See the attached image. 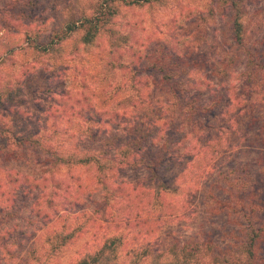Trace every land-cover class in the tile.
Wrapping results in <instances>:
<instances>
[{
    "label": "rangeland",
    "instance_id": "374dc122",
    "mask_svg": "<svg viewBox=\"0 0 264 264\" xmlns=\"http://www.w3.org/2000/svg\"><path fill=\"white\" fill-rule=\"evenodd\" d=\"M99 1L79 0L80 5L72 2L71 8L66 9L63 6L66 1L61 0L63 5L58 7L54 17L47 24H37L28 33L27 27L20 24L12 25L7 31L0 32V42L14 46L12 54L1 59L3 51L0 44V90L10 83L22 82L25 85L22 91L24 95L17 99L19 102L24 101L25 98V102L14 105L12 112L9 111V107L0 109V116L16 115L23 124L18 126V129H14L15 131L37 134L42 130L39 135L46 138L44 145L58 149L60 157L79 159L88 154L90 157H101L103 164L107 165L109 162L118 163L112 162L110 152L114 151H109V147L117 148L129 140L128 135L124 133L125 128L119 125L125 120L114 118L117 125H103L100 136L98 135L96 140L89 141L78 127L81 124V129L87 130L91 127L90 124L84 123L78 117L73 123L60 121L55 123L54 111L64 90L78 93L77 100L80 102L78 107L83 105L96 107L92 103L100 104L101 96L106 95L104 90L107 88L115 90L118 85H128L131 74L124 70L109 72L110 80L104 79L109 69L103 62L115 55V50L112 49L114 55L110 56V35L99 37L93 44L87 46L76 43L74 38L69 39L58 48V51H49L46 54L37 52L32 46L39 43L46 45L56 28L62 27L84 13L91 14V9ZM238 1L249 40L263 38L264 0ZM120 8L121 15L112 22L114 26L112 29L121 36L120 38L138 35L145 45L152 47L157 41L165 40L170 31H177L182 27L181 34L188 40H191L193 34L198 33L200 46L196 47L197 43H193L194 58L200 61V68L204 67L205 70H198L193 73V77L199 80L208 78L217 85L212 92L206 91L200 96L201 102L215 99V113L207 118L213 129L208 133L213 134L215 129L224 131L228 128L230 136L226 138L230 143L225 145L227 152L219 159H214L210 167L199 178L194 179L193 188L190 189L191 183L185 184L186 176H183L177 185L176 177L187 161L188 153L182 151L192 138L189 137L181 145L177 144L178 139L186 132V127L180 130L183 126L182 121L179 120L181 118L175 119L167 130L160 134V138L156 136V144L146 151L153 157L156 155L157 147L164 145V149L174 151L177 156L169 159L165 157L168 154L164 150L163 158L168 159L157 166L156 173L142 166L130 168L120 164L115 165V168L109 172L108 186L112 183L115 187L122 183L128 187L138 188L150 199H155L156 194L161 193L177 204L182 202L185 204V210L179 219L167 220L156 232V236L150 239L153 245L158 243L160 250L170 246L173 236L182 240L199 236L200 241L212 242L214 247H219L224 252L232 246L244 247L243 240L246 236L241 231L248 217L241 212V207L236 206L238 202L235 196L240 199L242 183H245L248 192L260 193V198L256 202L263 204L257 203L255 209L258 213L257 219H264V212H261L264 211V175L260 174V170L264 168V147L259 142L258 133L264 123V105L262 100H259L253 110L240 114L239 109L234 110L235 102L230 108L231 112L222 115L229 104L227 96L230 95L234 101L237 96L240 97L245 80L242 76L244 67L241 62L231 65L228 75L214 74L216 68H220V62L225 61L229 54L228 49L233 43L231 40L233 13L230 7H217V4L210 0H163L161 3L142 8L125 5H120ZM191 22L195 24L190 25ZM124 54L129 58L132 52L131 55L129 52ZM127 61L125 62L129 63L132 59ZM155 76L150 80V87L154 84ZM86 81L88 89L84 91L83 84ZM151 88H144L142 95H152ZM54 89L58 93L51 92ZM227 90H229L228 94ZM82 91L84 92L81 94ZM102 114L99 112L97 116ZM6 123L8 126L12 123L9 116L2 121V125ZM162 124L163 122H158V130L161 129ZM97 127L93 125L92 128ZM106 129L112 136H116L112 144H106L103 153L98 154L95 148L102 145L100 142ZM56 130L58 133L55 134ZM262 134L264 135V131ZM54 135L53 141L47 139ZM21 153L25 156L21 161L9 162L0 159V182H7L6 171L10 170L18 175L37 179L38 182H34L32 192L26 193L22 191V185L11 186L15 190L13 191L15 201L3 204L2 209L5 208L7 213H13L12 218H9L3 228L5 232L10 231L7 239L14 243L10 245L14 258L3 252L4 258L0 264H24L22 261L30 250H35L38 257L43 256L40 258L41 263L76 264L85 254L94 253L99 249L110 236L122 238L131 248L142 245L138 243L139 240L134 241V231L127 223L107 221L108 215L103 208L104 193L107 189L105 190L106 185L104 187L98 183L97 167L94 164L68 165L59 161L53 169L47 162L50 157L45 153L32 152L28 156ZM122 156L123 154L121 157L118 156L117 161L122 160ZM68 188L78 192L80 205L67 208V204L61 205L63 199L55 197V205L49 206L47 201L51 197L50 194H63ZM165 188L169 191H162ZM125 189L127 188L122 187L118 192H125ZM173 189L175 190L172 191ZM44 193L46 198H42L41 203L34 206L35 199L43 196ZM247 197L245 194L244 199L246 200ZM142 205H147V202ZM157 208L159 209L158 206ZM92 215L96 222L88 219ZM70 233H74L73 237L67 238ZM125 250L122 252L126 253ZM239 254L240 260L246 263L248 255L245 250L240 248ZM238 258L234 257L233 260ZM206 264L209 263L206 261Z\"/></svg>",
    "mask_w": 264,
    "mask_h": 264
},
{
    "label": "trees",
    "instance_id": "16d2710c",
    "mask_svg": "<svg viewBox=\"0 0 264 264\" xmlns=\"http://www.w3.org/2000/svg\"><path fill=\"white\" fill-rule=\"evenodd\" d=\"M64 1L66 3L63 5L61 0H0V32L2 30L7 31L12 25L20 24L27 27L28 33L37 24H47L54 17L61 4L66 9L71 8L72 2L76 5L79 4V0ZM210 1L216 3L217 7L229 6L233 13L231 17V40L233 43L228 49L229 54H227L225 61L220 62V68H216L214 74L217 76L230 74V67L235 63L240 64L241 62L244 67L242 76L245 80L240 97L237 96L234 101L228 95L229 104L222 115L225 116L227 112H231L230 108L235 102L236 108L234 110L239 109L240 114L250 112L257 106L259 100H262L264 105V37L249 40L240 14L238 0ZM161 2L163 0H100L91 9V14L84 13L65 23L62 27L56 28L46 45L40 43L32 45L37 52L46 54L49 51H58V48L69 39L74 38L76 43L87 46L93 44L99 37L110 35V56L114 55L112 49L115 50V55L103 62L105 67L109 69L104 79L106 78L105 81L110 80L111 74L109 72L116 73L119 70H124V72L131 74L128 85H118L115 90L109 88L104 90L107 96H101L100 104L92 103L96 107L84 105L78 107L80 104L77 100L78 93L64 90L63 93L65 94L60 95L55 107L54 115L56 117L54 119L55 123L58 121L73 123L77 121L78 117L84 123L90 124L91 127H88L87 130H82L81 124L78 127V130L85 134L89 141L91 139L96 140L100 136L103 125H117L114 118L124 119L125 121L119 125L125 128L124 133L129 137L128 142L117 148L109 147V151H114V154L110 152L112 162H118L117 164L109 162V164L104 165L101 157H90L88 154L79 159L60 157L58 149L51 148V145H44L46 138L39 135L42 130L37 134L15 131L14 129L23 123L16 115L10 114L8 115L12 119L10 126L7 123L2 125V121L8 117L7 114L0 116V159L9 162L21 161L25 157L21 152L25 153L26 156L34 152L48 155L50 158L47 162L52 165L53 169L59 161L68 165L94 164L97 167L98 183L104 187L106 185L105 190L107 189L103 198V208L105 214L108 215L107 221L127 223L134 231V241L138 242L139 240L138 243L142 245L131 248L122 238L110 236L99 249L94 253L85 254L76 264H206V261L209 264H264V219H257L258 213L255 209L257 208L256 204L261 203L256 202L260 198V193L248 192L245 183H242L243 187L240 188V199L235 196L238 202L236 206L241 207V212L248 217L241 231L246 236L243 240L245 244L244 247L238 248L232 246L225 252L219 247H214L212 242L200 241L199 236L187 240L173 236L170 246L160 250L157 246L158 243L153 245L150 243V239L156 236V232L161 229L162 225H165L167 220L179 219L185 210V204L183 202L177 204L161 193H157L155 199H150L138 188L128 187L122 183L115 185V187L112 183L108 186L109 172L115 168V165L120 164V166L130 168L142 166L146 170L156 173L160 163L162 164L168 158H175L176 153L170 149H164V145L157 147L156 155L153 157L146 151L156 144V136L160 138V134L167 130L175 119L181 118L179 120L182 121L183 126L180 127V130L186 127V132L178 139L177 144L181 145L189 137L192 138L182 151V153H188L187 161L176 177L177 185L179 180L186 176L184 178L185 184L191 183L190 189L193 188L195 186L194 179L199 178L210 167L214 159L217 160L223 156L227 152L225 145L230 143L226 138V136H230L228 128L224 131L215 129L213 134L208 133L213 129V125L207 118L215 113V99L209 102H201L200 96L206 91L212 92L217 85L211 79L199 80L193 77V73L198 70H205L204 67L200 68V61L194 58L193 43H197L196 47L200 46L198 33L193 34L192 38L189 35L191 40H188L185 35L181 34L182 27L177 31H170L165 40L157 41L151 47L144 44L140 39L141 36L120 38L121 36H118V33L112 29L114 27L112 22L121 15L120 5L142 8ZM194 24V22L190 23V25ZM0 44L3 51L1 59L14 51L13 45L4 42H0ZM125 52H129L130 55L132 52V55L126 58ZM128 59H132V61L127 63ZM154 75H156L153 79L154 87L152 85L151 88L149 83ZM107 84L109 83L107 82ZM23 87H25L24 83L17 82L10 83L1 89L0 109L9 107V111L12 112L14 105L23 104L25 98H23L24 101H17L24 95ZM144 88H151L152 95L143 96ZM83 89L84 91L88 89L87 81L83 84ZM58 91H60L59 88ZM51 92L58 93L55 89ZM214 92L216 93V91ZM228 93L229 90H227ZM243 97L244 99H242ZM99 112L105 116H97ZM84 114H87V117ZM129 114L131 115L128 116ZM158 122H163L160 130L157 128ZM93 125L98 127L94 129L92 128ZM263 131L264 123L258 132L262 147H264ZM103 132H105L104 137L100 142L102 145L99 146L100 148H95L98 154L103 153L105 145H111L116 136H112L107 129ZM54 133L56 134L58 131L56 130ZM54 138L55 135L47 139L53 141ZM164 150L168 154L165 157L168 158H163ZM143 151L146 153H142ZM121 154H123V159L117 161V157H121ZM261 173L264 175V168L262 171L260 170ZM6 177L7 182H0V263L4 258L3 252H7L10 256L13 255L10 245H14V243L7 239V234L10 231L5 232L3 228L9 218H12L13 213H7L5 208L2 209L3 204L15 201L13 197L15 190L11 186L22 185L21 189L26 193L27 191L32 192L34 182H38L37 179L33 180L27 176L15 174L12 170L6 171ZM122 187L127 188L125 192H118ZM164 190L169 191L166 188L162 191ZM77 193L68 188L63 194H50L51 197H48L47 202L52 207L55 205L54 200L57 197L64 200L61 205L67 204V208H74L75 205H80V198ZM245 194L248 196L246 200L244 199ZM41 196L35 199L34 206L41 203L42 198H46L45 193ZM145 202L147 205H142ZM88 219L93 222L97 221L93 215ZM73 234H68L67 238H72ZM145 242L148 244L144 245ZM240 248L244 249L248 255L246 263L240 260ZM122 250H125L126 253H123ZM41 257L43 256H37L35 250H30L22 263L45 264L41 263ZM234 257L239 258L234 261Z\"/></svg>",
    "mask_w": 264,
    "mask_h": 264
}]
</instances>
